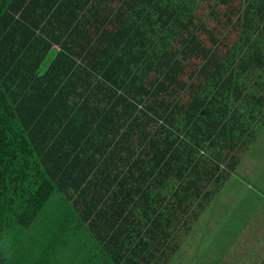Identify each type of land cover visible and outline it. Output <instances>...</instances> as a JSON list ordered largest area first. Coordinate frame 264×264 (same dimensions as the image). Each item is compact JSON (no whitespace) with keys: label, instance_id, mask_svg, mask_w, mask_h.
<instances>
[{"label":"trees","instance_id":"1","mask_svg":"<svg viewBox=\"0 0 264 264\" xmlns=\"http://www.w3.org/2000/svg\"><path fill=\"white\" fill-rule=\"evenodd\" d=\"M263 154L264 0H0V264H173Z\"/></svg>","mask_w":264,"mask_h":264},{"label":"crops","instance_id":"2","mask_svg":"<svg viewBox=\"0 0 264 264\" xmlns=\"http://www.w3.org/2000/svg\"><path fill=\"white\" fill-rule=\"evenodd\" d=\"M52 48L58 50L55 44ZM257 195L256 191L248 193L244 185L243 192L237 199L239 204L234 203V207H237L234 213L239 215V223L234 226L229 219L224 218L218 225L222 229L231 226L233 240L228 243L212 235L201 252H197L193 264H260L264 261V197L258 203ZM244 198L250 199L248 207L240 203ZM191 236L194 240L195 235Z\"/></svg>","mask_w":264,"mask_h":264},{"label":"rangeland","instance_id":"3","mask_svg":"<svg viewBox=\"0 0 264 264\" xmlns=\"http://www.w3.org/2000/svg\"><path fill=\"white\" fill-rule=\"evenodd\" d=\"M257 146L258 147L254 146V148L258 152L262 151V149H263L262 146L260 144H257ZM246 158H248V157L246 156ZM262 164H263V161H260L259 166L262 165ZM257 170H258V168H257ZM245 172H251V169H246V171H241L240 169H236L235 176L237 178H239L240 180H233V181H235V182L237 181L238 183H240V181H242V178H244V179L246 178L247 179L248 176H247V173H245ZM261 172L264 173V170H261ZM227 187H225L224 189L226 190ZM260 188H261V190L259 191V193H261V195L259 197H257L258 203L262 200V197H264V185H260ZM233 191H234V189L232 188L230 190V193L234 194V193H238L239 192V190L238 191H234V192ZM222 201H225L228 204H230V203H233V204L236 203V205L239 204L238 201H236V200H234V202L230 201L228 193H227V195L222 196ZM249 202H250V199H246V198H244V199H242L240 201V203L244 207H248L249 206ZM222 215L223 214H222V211L220 209V205L215 203L213 205V209L210 210V215L208 214V212L207 213L205 212L201 216L200 220L197 223L198 227L195 228L192 231L191 235H195V237H197L196 235L199 236L200 233L202 232V228L203 227L205 228V231L209 230L211 232L212 229H215V224L218 223V221L221 222ZM191 235L185 241L181 242V246L179 248V252L172 257L173 259L171 258L172 259L171 262H174L173 264H190V259H189L190 253L186 252V245H188V247L190 249H193V243L194 242L191 240L192 239Z\"/></svg>","mask_w":264,"mask_h":264}]
</instances>
